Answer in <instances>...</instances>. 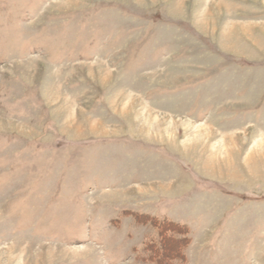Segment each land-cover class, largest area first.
<instances>
[{
	"label": "rangeland",
	"instance_id": "obj_1",
	"mask_svg": "<svg viewBox=\"0 0 264 264\" xmlns=\"http://www.w3.org/2000/svg\"><path fill=\"white\" fill-rule=\"evenodd\" d=\"M0 264H264V0H0Z\"/></svg>",
	"mask_w": 264,
	"mask_h": 264
},
{
	"label": "trees",
	"instance_id": "obj_2",
	"mask_svg": "<svg viewBox=\"0 0 264 264\" xmlns=\"http://www.w3.org/2000/svg\"><path fill=\"white\" fill-rule=\"evenodd\" d=\"M169 225H170V226H169L170 228H169L168 230H175V227L178 228V226H176L177 224H174V223L172 224V223H170ZM178 230H179V228H178Z\"/></svg>",
	"mask_w": 264,
	"mask_h": 264
}]
</instances>
